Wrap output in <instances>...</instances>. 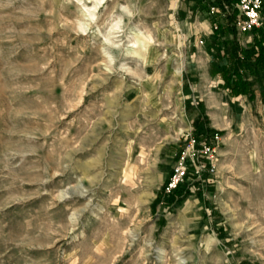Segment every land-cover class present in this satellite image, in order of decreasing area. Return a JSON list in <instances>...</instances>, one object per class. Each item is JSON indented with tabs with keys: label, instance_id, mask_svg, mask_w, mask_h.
Segmentation results:
<instances>
[{
	"label": "rangeland",
	"instance_id": "obj_1",
	"mask_svg": "<svg viewBox=\"0 0 264 264\" xmlns=\"http://www.w3.org/2000/svg\"><path fill=\"white\" fill-rule=\"evenodd\" d=\"M207 5L0 0V264H264V84L222 87Z\"/></svg>",
	"mask_w": 264,
	"mask_h": 264
},
{
	"label": "trees",
	"instance_id": "obj_2",
	"mask_svg": "<svg viewBox=\"0 0 264 264\" xmlns=\"http://www.w3.org/2000/svg\"><path fill=\"white\" fill-rule=\"evenodd\" d=\"M201 1L211 4L213 7L217 6L219 12L216 15L227 12V4L237 3V0H199V3ZM209 10L211 11L210 8ZM236 12H238L237 9ZM228 23H233L235 27L229 26L230 24L227 27L216 26V35L219 39L230 34L234 36L232 40L224 41L225 50L221 58L222 60L226 59L227 64L222 67L220 72L221 85L233 96L248 95L250 98H254L256 96L254 85L258 83L262 87L264 84V23L262 22V27L254 28L247 33L253 35V41L246 49L240 46L236 38L237 17H229ZM220 51L221 48H219ZM170 193L174 200L175 196L180 194L179 187Z\"/></svg>",
	"mask_w": 264,
	"mask_h": 264
},
{
	"label": "built area",
	"instance_id": "obj_3",
	"mask_svg": "<svg viewBox=\"0 0 264 264\" xmlns=\"http://www.w3.org/2000/svg\"><path fill=\"white\" fill-rule=\"evenodd\" d=\"M235 8L238 10L237 17V29L240 33L246 34L251 32L254 28H259L262 21V15L264 12V0H237ZM219 10L212 8V13H218ZM218 139L216 136L212 142H207L203 145L202 153L205 155V159L209 164L208 172L214 171V159H215V141ZM184 157L176 165L174 171L169 178L166 190L171 192L172 190L180 187L187 175L188 166Z\"/></svg>",
	"mask_w": 264,
	"mask_h": 264
},
{
	"label": "crops",
	"instance_id": "obj_4",
	"mask_svg": "<svg viewBox=\"0 0 264 264\" xmlns=\"http://www.w3.org/2000/svg\"><path fill=\"white\" fill-rule=\"evenodd\" d=\"M209 24V23H208ZM209 27H210V25H209ZM209 33V32H208ZM215 78H216V81H218V83H220V80H218V78H217V76H215ZM194 79H196V76L195 75H190V74H188V76H187V82L189 83V84H191V81L190 80H194Z\"/></svg>",
	"mask_w": 264,
	"mask_h": 264
},
{
	"label": "bare ground",
	"instance_id": "obj_5",
	"mask_svg": "<svg viewBox=\"0 0 264 264\" xmlns=\"http://www.w3.org/2000/svg\"><path fill=\"white\" fill-rule=\"evenodd\" d=\"M134 44V43H133ZM136 44V43H135ZM144 53V52H143Z\"/></svg>",
	"mask_w": 264,
	"mask_h": 264
}]
</instances>
